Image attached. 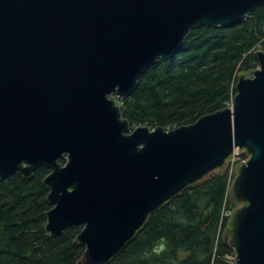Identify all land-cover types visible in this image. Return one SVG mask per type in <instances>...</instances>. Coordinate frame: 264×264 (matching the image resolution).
I'll return each mask as SVG.
<instances>
[{"label":"water","instance_id":"95a60500","mask_svg":"<svg viewBox=\"0 0 264 264\" xmlns=\"http://www.w3.org/2000/svg\"><path fill=\"white\" fill-rule=\"evenodd\" d=\"M264 0H0V179L46 166V230L83 264H111L151 216L221 179L236 149L222 233L235 264H264V50L232 106L173 129L132 128L125 98L194 28L246 21Z\"/></svg>","mask_w":264,"mask_h":264},{"label":"trees","instance_id":"16d2710c","mask_svg":"<svg viewBox=\"0 0 264 264\" xmlns=\"http://www.w3.org/2000/svg\"><path fill=\"white\" fill-rule=\"evenodd\" d=\"M259 46H264L261 6L235 25L192 29L172 57L150 66L137 88L121 98L123 117L132 128L173 129L227 107L239 72L259 66L254 54ZM35 172L31 178L15 173L0 179V264H78L85 246L74 241L83 226H69L56 236L46 230L52 204L43 180L50 169L40 166ZM233 177L228 168L221 179L156 211L111 264H234L235 253L222 240L233 209L228 194ZM181 251L187 253L183 259Z\"/></svg>","mask_w":264,"mask_h":264},{"label":"built area","instance_id":"2783aa9c","mask_svg":"<svg viewBox=\"0 0 264 264\" xmlns=\"http://www.w3.org/2000/svg\"><path fill=\"white\" fill-rule=\"evenodd\" d=\"M154 129V128H153ZM247 160V156L242 154L241 151L239 149H236L233 156H232V163L229 166L230 169V178L232 179V177L234 176V169L237 166L238 163L242 162V161H246ZM231 259L233 260L232 263L235 264V256L231 257Z\"/></svg>","mask_w":264,"mask_h":264},{"label":"rangeland","instance_id":"374dc122","mask_svg":"<svg viewBox=\"0 0 264 264\" xmlns=\"http://www.w3.org/2000/svg\"><path fill=\"white\" fill-rule=\"evenodd\" d=\"M257 50H264V46H259L258 48H257ZM256 50V51H257ZM255 51V52H256ZM111 96V98H114L116 101H117V103L121 106L122 105V99L121 98H119L116 94H112V95H110ZM232 104H233V100H232V102L230 101L229 102V105L228 106H232ZM141 125H145V124H141ZM139 126V125H138ZM146 126H148V127H150L151 129H153L154 127L153 126H149V125H146ZM134 127H137V126H134ZM153 127V128H152ZM156 127H158V126H155V128ZM173 128V127H172ZM166 129H170V128H166ZM187 255V253L186 252H180V259H183L185 256ZM175 264H178V262H175Z\"/></svg>","mask_w":264,"mask_h":264},{"label":"clouds","instance_id":"9594fccd","mask_svg":"<svg viewBox=\"0 0 264 264\" xmlns=\"http://www.w3.org/2000/svg\"><path fill=\"white\" fill-rule=\"evenodd\" d=\"M163 250V248L161 247L160 249H158L157 251L159 252V251H162Z\"/></svg>","mask_w":264,"mask_h":264},{"label":"bare ground","instance_id":"6f19581e","mask_svg":"<svg viewBox=\"0 0 264 264\" xmlns=\"http://www.w3.org/2000/svg\"><path fill=\"white\" fill-rule=\"evenodd\" d=\"M233 261V260H232Z\"/></svg>","mask_w":264,"mask_h":264}]
</instances>
